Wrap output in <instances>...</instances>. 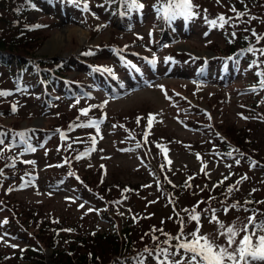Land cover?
<instances>
[{
    "label": "rangeland",
    "instance_id": "rangeland-1",
    "mask_svg": "<svg viewBox=\"0 0 264 264\" xmlns=\"http://www.w3.org/2000/svg\"><path fill=\"white\" fill-rule=\"evenodd\" d=\"M141 1L123 0L122 19L119 0H0L7 42L34 29L29 48L10 49L49 73L73 67L46 94L34 72L15 83L0 64V264H26L27 246L38 253L27 263L54 264L47 222L63 236L159 226L119 264H189L179 246L194 232L227 246L228 227L239 240L248 217L264 222V0H192L189 21L173 15L178 0ZM242 39L246 53L224 75L228 46Z\"/></svg>",
    "mask_w": 264,
    "mask_h": 264
},
{
    "label": "trees",
    "instance_id": "trees-1",
    "mask_svg": "<svg viewBox=\"0 0 264 264\" xmlns=\"http://www.w3.org/2000/svg\"><path fill=\"white\" fill-rule=\"evenodd\" d=\"M131 1L135 3L142 2L141 0ZM30 3L34 5L33 0H30ZM114 4L116 5L114 11L117 12V14L129 13L126 5H124L125 10H123V0H119V2H116ZM20 29L23 38L14 40L12 41L13 43L7 42L5 38L0 34V64L9 70L14 68L12 70V73H14L13 76H16L15 80L17 82L21 80V77H24L25 73L27 72L26 70H30L32 71V73L34 72V76L38 80L39 84L44 87L46 94L47 91L50 90L49 88L51 87L52 90H55L54 87H61L63 84L61 79L62 74L67 73L69 71H73V67L67 62H57L55 65H62L58 66V68H54L53 70H51L52 72L49 73L45 70L49 67V63L47 61L42 59L32 62V60L27 58L25 55L24 57L17 55L19 54L18 50L10 48H18L20 46L23 49L29 48L30 44L27 43L28 45H26L25 41L29 39V33L34 32V29L32 28ZM245 44V39L240 40L238 43L229 44L227 51L229 52L228 55L235 56L237 53L243 51L242 49L238 51V48L245 46ZM14 60L17 62V65L13 64ZM15 66L17 67V69H15ZM39 72L41 73L40 78L38 76ZM65 84L69 85L71 84V82ZM240 144H242V141H240L238 145L241 146ZM225 145H227V148L229 149L237 150V148H233V145H231L232 147L229 144ZM132 188V185H128L124 186L123 189L130 190ZM96 193L101 196L99 199H103L102 194L100 192L96 191ZM138 222H140V224ZM138 222H128V224L122 230L121 236H115L110 232L104 233L102 235L94 234L90 231L83 230L81 227L75 228L74 234L71 233L66 236H63L62 231L66 228L62 224H60L59 222H47L49 231L53 234L55 240L57 241L52 244V247L54 249V257L52 259V262L54 264H119V262L125 258L128 259L134 255L139 256L146 249V247H148L145 246L147 243L144 241V239L151 240L153 238L151 235H154L153 233L155 232L154 229H159V226H154L153 224H151L149 225V227H147L149 219H139ZM61 241H69L71 243V249H62L60 247ZM156 247L157 245H151L152 249ZM70 250H76L77 254L74 256H70ZM34 251L36 250L33 246H27V262L29 261V259H33L38 255V253ZM33 261L34 262L31 261V263L26 262V264L48 263L47 257L40 258L38 259V261Z\"/></svg>",
    "mask_w": 264,
    "mask_h": 264
},
{
    "label": "snow or ice",
    "instance_id": "snow-or-ice-1",
    "mask_svg": "<svg viewBox=\"0 0 264 264\" xmlns=\"http://www.w3.org/2000/svg\"><path fill=\"white\" fill-rule=\"evenodd\" d=\"M138 7L142 8L143 5H138ZM175 8L179 11L173 13V15H183L186 19L195 15L192 0H178ZM85 10H87L86 4ZM168 18L171 19L172 17L169 16ZM218 21L220 27H223L227 22L223 16L218 17ZM218 21L213 20L210 23L212 26H216ZM36 27H40V25ZM260 51L264 53V50ZM106 70L111 71L110 69ZM257 75L262 77L260 83L261 86H264V72L257 73ZM6 94L8 93L0 92V95ZM13 111H15V106H13ZM151 123L152 117L149 118V124L151 125ZM17 135L23 137L24 133L21 132ZM2 142L0 141V143ZM32 150L34 151L35 149ZM191 219L198 221L199 216L192 215ZM221 228H223V225H221ZM239 231L245 233L239 240L236 239L238 231L234 227H228L226 233H220L227 236V246H220L209 240L207 236L194 232L192 241L183 243L179 247L191 254L188 258L189 264H229V262L231 264H257V262L264 264V222H257L255 216H250L248 217V224L243 225ZM257 232L262 234L257 236ZM233 245L237 246L232 247ZM229 248H231V251H229ZM165 255L167 256L166 251ZM161 264H164V262L162 261ZM168 264H172V262H168ZM176 264H182V262H176Z\"/></svg>",
    "mask_w": 264,
    "mask_h": 264
},
{
    "label": "bare ground",
    "instance_id": "bare-ground-1",
    "mask_svg": "<svg viewBox=\"0 0 264 264\" xmlns=\"http://www.w3.org/2000/svg\"><path fill=\"white\" fill-rule=\"evenodd\" d=\"M51 43V42H50ZM53 46H52V44L49 46L48 45V48L50 49V48H52ZM36 125H38V122L36 123Z\"/></svg>",
    "mask_w": 264,
    "mask_h": 264
}]
</instances>
